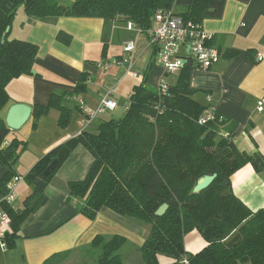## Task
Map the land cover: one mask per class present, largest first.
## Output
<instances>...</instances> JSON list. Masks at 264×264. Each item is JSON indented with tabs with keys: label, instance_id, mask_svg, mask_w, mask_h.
Segmentation results:
<instances>
[{
	"label": "trees",
	"instance_id": "trees-1",
	"mask_svg": "<svg viewBox=\"0 0 264 264\" xmlns=\"http://www.w3.org/2000/svg\"><path fill=\"white\" fill-rule=\"evenodd\" d=\"M226 1L72 0L64 8L57 0H0V168L8 169L0 182V198L7 193V184L19 175L16 165L28 149L26 140H9L13 130L2 118L10 101L8 86L22 76L33 75L38 55L36 45L10 40L6 33L21 6L30 21L50 17L123 19L146 33L160 10L176 12L181 8L176 13L186 22L202 25L207 19L222 18ZM60 38L70 41L65 34ZM194 68L189 61L166 93L151 89L146 82L136 86L122 119L104 118L92 131L82 132L43 156L25 176L34 191L22 211L4 206L13 229L6 239L7 248L23 223L47 203L46 194L36 186L42 181L66 189L78 213L90 220L108 209L147 228L148 238L139 251L141 264H159L160 256L169 258L171 264H184V260L188 264H264V209L253 212L234 194L231 184L232 175L247 164L264 173V156L241 152L234 141L235 125L194 99L196 91L190 85ZM86 78L87 74L81 76L74 92L53 94L46 105H34L33 128L51 110L60 112L59 125L67 127L73 109L65 102L69 95L87 91ZM209 113L213 118L201 124ZM79 146L93 157L85 179L66 184L55 181L58 170ZM55 159L57 169L43 177ZM213 174H217L215 181L194 193L197 182ZM164 204L167 212L157 216ZM194 230L206 246L189 254L185 237ZM126 244L127 238L121 235L110 239L98 236L90 248L99 251L96 264H125L122 250Z\"/></svg>",
	"mask_w": 264,
	"mask_h": 264
},
{
	"label": "crops",
	"instance_id": "crops-1",
	"mask_svg": "<svg viewBox=\"0 0 264 264\" xmlns=\"http://www.w3.org/2000/svg\"><path fill=\"white\" fill-rule=\"evenodd\" d=\"M57 1L64 8L72 3ZM179 10L176 8L177 13ZM18 13L9 39L36 45L38 55L33 75L22 76L8 86L10 101L2 111L4 121L12 105H46L53 94L74 92L81 76L87 74V91L69 95L65 102L73 109L67 127L59 125L60 112L51 110L35 129L32 118L9 136V140L17 137L28 142L16 165L18 176L24 179L11 206L21 212L34 191L25 179L34 165L57 146L92 131L97 121L115 112L99 115L90 125L85 109L97 111L103 97L111 93L118 109L125 111L136 86L146 82L158 91L162 79L167 81L170 75L155 60L149 36L155 22L151 30L140 33L138 29L128 30L123 19L50 17L30 21L24 7ZM202 26L212 35L210 43L220 50L221 58L208 70H192L194 99L213 107L235 125L234 141L241 152L264 156V106L263 111L258 106L264 99V0H227L222 18L207 19ZM61 34L69 36L70 41L62 40ZM128 41L134 42V51L126 54ZM92 163L90 152L79 146L58 170L55 181L66 184L83 180ZM7 173V168H0V182ZM231 184L234 194L253 212L264 209V173L247 164L232 175ZM41 192L46 194L47 203L23 223L12 246L4 250L0 246V264H96L99 251L90 248L95 238L116 235L127 238L122 250L125 264H141L139 251L149 235L141 223L108 209L90 220L78 213L76 202H71L66 189L55 183ZM200 235L196 230L186 235V251L198 253L206 246ZM193 245L196 248L191 249ZM159 264H171V260L160 256Z\"/></svg>",
	"mask_w": 264,
	"mask_h": 264
},
{
	"label": "built area",
	"instance_id": "built-area-1",
	"mask_svg": "<svg viewBox=\"0 0 264 264\" xmlns=\"http://www.w3.org/2000/svg\"><path fill=\"white\" fill-rule=\"evenodd\" d=\"M155 27L149 32L151 45L155 50V60L164 68L168 75H177L182 68L192 61L195 67L208 70L211 66L218 63L221 58V52L213 46L210 41L212 35L207 32L202 25L194 22H186L175 10H160L155 15ZM128 30L141 28L133 22H127ZM126 54L134 51V42L128 41L124 48ZM261 60V57L258 58ZM138 77L137 75H134ZM169 84L163 78L159 91L166 93ZM259 111H263L264 99L258 103ZM118 107L117 101L111 97V93L105 95L101 101L99 109L95 112L84 110L87 122L97 119L100 113L104 111H114ZM213 118L212 114H206L202 117L200 123L206 124ZM22 181L20 176H15L7 184V193L0 198V246L7 248V237L12 234V218L4 206H12L16 200V189ZM188 264V260H184Z\"/></svg>",
	"mask_w": 264,
	"mask_h": 264
},
{
	"label": "water",
	"instance_id": "water-1",
	"mask_svg": "<svg viewBox=\"0 0 264 264\" xmlns=\"http://www.w3.org/2000/svg\"><path fill=\"white\" fill-rule=\"evenodd\" d=\"M10 27L7 29L6 33H9ZM6 36V34H5ZM33 108L27 104H14L12 105L6 116V124L9 129L13 131L21 130L31 119ZM58 167V160H53L43 172V177H48L51 173H53ZM217 178V174L206 175L202 177L194 187V193L201 192L207 189ZM36 186L40 191H44L46 188V184L42 181H37ZM168 210V205H162L158 211L156 212L157 216H163Z\"/></svg>",
	"mask_w": 264,
	"mask_h": 264
},
{
	"label": "rangeland",
	"instance_id": "rangeland-1",
	"mask_svg": "<svg viewBox=\"0 0 264 264\" xmlns=\"http://www.w3.org/2000/svg\"><path fill=\"white\" fill-rule=\"evenodd\" d=\"M60 4V3H59ZM61 5V4H60ZM22 8H23V6H21ZM180 9V8H179ZM180 11V10H179ZM19 12V9H18V11H17V14H19L18 13ZM168 80V82H169V85H172L174 82H175V76H173V75H170L169 76V78H167ZM128 104H129V102H128ZM98 109H99V107H98ZM97 109V110H98ZM113 113H111L110 114V116L109 115H107L108 117L106 118L107 120H109V119H122L123 117H124V115H125V111L123 110V108L122 107H120L119 109H117L115 112H114V114L112 115ZM87 119V118H86ZM96 122V121H95ZM96 124H98V121L96 122ZM95 129V128H94ZM21 177V179L23 180L24 178L22 177V176H20ZM24 182H26L27 183V181H24ZM23 184H25V183H23ZM18 187V186H17ZM200 237H201V235H200ZM203 239H201V244H203V241H202ZM190 247V246H189ZM191 249H194V248H196V246H191L190 247ZM4 249H7V248H3V250ZM185 249H186V243H185ZM203 250V249H202ZM201 250V251H202ZM187 252L189 253V254H196V252H194V251H191V250H187ZM198 252V251H197Z\"/></svg>",
	"mask_w": 264,
	"mask_h": 264
},
{
	"label": "bare ground",
	"instance_id": "bare-ground-1",
	"mask_svg": "<svg viewBox=\"0 0 264 264\" xmlns=\"http://www.w3.org/2000/svg\"><path fill=\"white\" fill-rule=\"evenodd\" d=\"M104 97H105V96H104ZM117 105H119L118 102H117ZM12 233H13V232H12Z\"/></svg>",
	"mask_w": 264,
	"mask_h": 264
}]
</instances>
